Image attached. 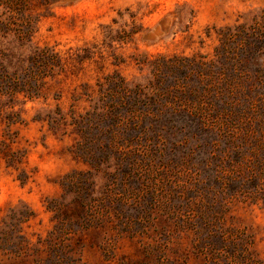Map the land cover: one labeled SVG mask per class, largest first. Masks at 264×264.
<instances>
[{
    "label": "rangeland",
    "instance_id": "1",
    "mask_svg": "<svg viewBox=\"0 0 264 264\" xmlns=\"http://www.w3.org/2000/svg\"><path fill=\"white\" fill-rule=\"evenodd\" d=\"M262 10L264 0H12V12L0 5V21L12 28L0 33V71L24 75L37 47L54 48L62 62L40 86L43 97L18 94L11 109L0 107V264H264L263 204L223 199L203 187L188 192L182 182L204 178L207 148L189 146L186 163L179 154L187 148L173 157L165 140L143 146L128 174L110 165L115 174L107 181L104 166L94 171L71 156L70 128L54 134L31 121L41 108L67 111L83 83L113 75L146 84L159 56L209 59L217 28ZM155 29L161 34L144 38ZM86 106L72 108L83 113ZM9 113L20 121L8 125ZM12 154L21 159L8 165ZM74 170L78 187L65 192L61 182ZM82 198L91 209L79 211ZM52 204L56 209H47Z\"/></svg>",
    "mask_w": 264,
    "mask_h": 264
},
{
    "label": "trees",
    "instance_id": "2",
    "mask_svg": "<svg viewBox=\"0 0 264 264\" xmlns=\"http://www.w3.org/2000/svg\"><path fill=\"white\" fill-rule=\"evenodd\" d=\"M0 5L12 12V0H0ZM9 31V23L0 21V33ZM205 35L212 37L209 29ZM215 39L209 59L200 53L159 56L149 64L151 78L146 84L113 75L94 86L83 83L80 91L74 90L67 111L58 105L41 108L31 121L46 123L54 134L64 135L70 128L75 139L69 148L71 156L94 171L104 166L107 181L115 174L108 171L110 165L114 172L128 174L142 156L143 146L157 147L165 140L173 146V157L175 151L187 148L179 154L186 163L193 154L189 146L207 148L201 160L204 178L193 184L181 179L187 191L203 187L223 199L239 198L264 206V10L250 21L217 28ZM28 62L22 76L0 71L1 108L11 109L18 94L30 101L43 97L39 88L45 78L62 69L59 53L48 46L37 47ZM237 94L243 99L232 103L229 97L234 100ZM81 101L87 106L77 113L72 105ZM14 116L7 115L8 125L20 121ZM20 156L12 154L5 160L14 165ZM77 174L74 170L64 176L61 187L65 192L76 190ZM83 174L90 177L91 172ZM18 179L24 185L26 173ZM84 184L91 186L93 194L94 182L87 178ZM77 202L79 211L92 208L86 198Z\"/></svg>",
    "mask_w": 264,
    "mask_h": 264
},
{
    "label": "water",
    "instance_id": "3",
    "mask_svg": "<svg viewBox=\"0 0 264 264\" xmlns=\"http://www.w3.org/2000/svg\"><path fill=\"white\" fill-rule=\"evenodd\" d=\"M159 34H161V31L159 29H155L154 31L146 34L144 36L145 39H154L156 36H158Z\"/></svg>",
    "mask_w": 264,
    "mask_h": 264
}]
</instances>
